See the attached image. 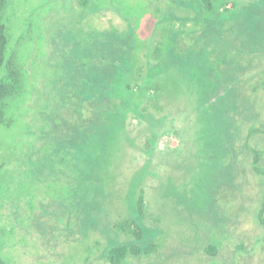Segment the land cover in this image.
<instances>
[{
	"label": "rangeland",
	"instance_id": "obj_1",
	"mask_svg": "<svg viewBox=\"0 0 264 264\" xmlns=\"http://www.w3.org/2000/svg\"><path fill=\"white\" fill-rule=\"evenodd\" d=\"M175 1L9 0L8 53L18 54L23 90L0 124L7 264H110L116 246L138 250L123 264H264V177L253 166L255 152L264 158V0H210L215 14L202 29L186 0ZM171 29H185L172 62L160 47ZM126 45L138 47L133 89L151 78L160 90L143 103L151 119L130 121L94 211L64 138L90 115L77 110L74 83L83 65L104 69ZM133 189L143 196L139 220Z\"/></svg>",
	"mask_w": 264,
	"mask_h": 264
},
{
	"label": "trees",
	"instance_id": "obj_2",
	"mask_svg": "<svg viewBox=\"0 0 264 264\" xmlns=\"http://www.w3.org/2000/svg\"><path fill=\"white\" fill-rule=\"evenodd\" d=\"M8 6L9 0H0V124L5 122L8 103L10 104L12 99L20 96L23 90V75L18 63V54L15 51L8 53L9 34L5 23ZM182 6L188 12L195 11L196 14L192 17V21L202 25L196 29H202L203 19L213 17L215 14L213 9L216 10V5L210 0H186ZM182 30L185 29H171V32H166V38L170 41L166 39L160 46L161 51L165 50L166 46L170 48L168 59L170 62L173 61L172 52L174 50L172 48L176 44L173 41ZM135 48L138 47L126 45L121 53L122 57L119 54L117 57H104L102 53L104 60L109 62L104 69L96 65L92 68L83 65L85 69L78 72L75 78V96L79 102L84 103H79L77 110L79 111L80 106L83 105L90 115L85 122L86 126L76 127L64 138L68 139L67 147L74 149L73 162H69V167L74 168L75 173L77 172L75 176L77 186H85L86 194H91V199L93 198L91 209L94 211L97 206L102 205L123 148L130 142L128 128L130 121L151 119L150 112L143 106V103L148 102L159 89L151 78H147L137 91L131 86L130 70L136 62L134 60ZM83 60L86 61V58ZM83 60L81 63H84ZM176 71H179L180 76L188 70L179 67ZM151 128L157 131L153 124ZM152 138L146 145V153L149 155L153 153L158 134L154 133ZM60 151L61 148L57 152V159L60 164H64L68 161ZM260 154L258 151L254 153L253 166L255 171L264 177V167L258 164L260 159H264L260 157ZM147 164H149L148 161ZM140 180L136 182L137 187ZM135 194H137L136 201L133 200ZM130 199L133 202V213L137 214L135 218L139 220V217L143 215V196L137 189H133L130 192ZM260 223L264 226V211L260 215ZM138 228L141 229L139 226ZM210 248L214 250V247ZM150 250L148 248L146 253L148 254ZM206 251L211 253L209 249ZM131 253L136 255L138 250L127 246L112 247L108 253V261L110 264H123ZM0 264H7V262L0 257Z\"/></svg>",
	"mask_w": 264,
	"mask_h": 264
}]
</instances>
